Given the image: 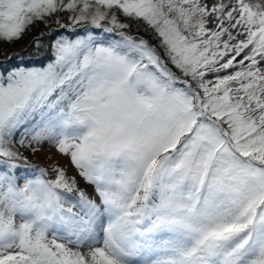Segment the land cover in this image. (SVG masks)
Wrapping results in <instances>:
<instances>
[{
	"label": "snow or ice",
	"instance_id": "6c2138e0",
	"mask_svg": "<svg viewBox=\"0 0 264 264\" xmlns=\"http://www.w3.org/2000/svg\"><path fill=\"white\" fill-rule=\"evenodd\" d=\"M41 25L0 67V264H264V0H0V45Z\"/></svg>",
	"mask_w": 264,
	"mask_h": 264
},
{
	"label": "trees",
	"instance_id": "16d2710c",
	"mask_svg": "<svg viewBox=\"0 0 264 264\" xmlns=\"http://www.w3.org/2000/svg\"><path fill=\"white\" fill-rule=\"evenodd\" d=\"M37 28H33L32 31L26 33L24 37L16 43H13L11 45H0V67L7 69L18 64H24L28 66H39L47 63L48 60L51 59V53L47 46L50 44V41L53 39V36H45L43 38V46L39 52H37L36 49L30 44L29 47L22 49L23 51H19L18 58H15L14 55L11 60H5L3 57V53H15L11 52V47H16L21 43L27 42V40L30 38L31 35L34 34Z\"/></svg>",
	"mask_w": 264,
	"mask_h": 264
},
{
	"label": "rangeland",
	"instance_id": "374dc122",
	"mask_svg": "<svg viewBox=\"0 0 264 264\" xmlns=\"http://www.w3.org/2000/svg\"><path fill=\"white\" fill-rule=\"evenodd\" d=\"M42 28H43V26H39V27L36 29V31L34 32V34L30 36V38L27 40V42H25V43H21V44H19V45L16 46V47H11V49H10L11 52L19 53V51H21L22 49H24V48H26V47H29V45H30V41L32 40L33 36H35L39 31H41ZM47 48H49V47L47 46ZM18 57H19V55H15V58H18ZM47 151H48V150L45 149V152H47ZM44 154H45V153L42 152V153L39 154V156H36V157H30V159H31L33 162H35V163H39V164H41V166H43L45 163H47V161L44 160ZM55 159H58L59 162L61 163V165L65 166V167H68L69 175H75V170L72 169L70 166H68V164H67V160H66V159L61 158V157H55ZM77 179H78V181H79L81 187H86V188H87V191H88L89 193L92 192V188H91V186H86V185L84 184V182H83L82 180L79 179V177H77Z\"/></svg>",
	"mask_w": 264,
	"mask_h": 264
},
{
	"label": "bare ground",
	"instance_id": "6f19581e",
	"mask_svg": "<svg viewBox=\"0 0 264 264\" xmlns=\"http://www.w3.org/2000/svg\"><path fill=\"white\" fill-rule=\"evenodd\" d=\"M251 2L255 3V2H256V0H251Z\"/></svg>",
	"mask_w": 264,
	"mask_h": 264
}]
</instances>
